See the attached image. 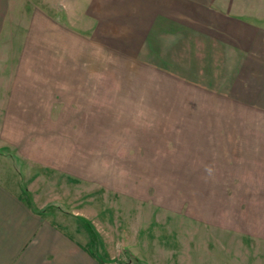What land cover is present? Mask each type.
I'll list each match as a JSON object with an SVG mask.
<instances>
[{"label": "rangeland", "instance_id": "1", "mask_svg": "<svg viewBox=\"0 0 264 264\" xmlns=\"http://www.w3.org/2000/svg\"><path fill=\"white\" fill-rule=\"evenodd\" d=\"M85 1L10 0L8 7L2 1L5 13L60 14L61 42L71 45L72 52L59 53L58 71L76 81L64 85L68 88L60 95L75 94L77 100L65 112L70 120L57 125L44 118L43 133L29 128L24 134L27 148L0 153L15 158L12 170L25 185L29 170L39 174L48 196L68 198L70 187L72 207H86L99 230L89 240L94 256L104 258L99 264H139V255L142 264H264V228L241 227L245 220L258 225L264 214L260 199L242 181L229 180L227 113L235 95L228 78L214 75L210 83L189 78L175 64L157 60L158 55L122 53L91 42L74 26ZM68 8L75 10L71 18ZM4 56L0 53V59ZM64 62L73 67L62 69ZM87 62L92 79L81 68ZM184 80L203 84L192 88ZM149 91L162 97L148 100ZM59 103L63 109L64 101ZM45 105L49 108L51 102ZM189 106L202 108L201 115L186 114ZM34 156L42 163L30 158ZM60 202L58 207L68 208Z\"/></svg>", "mask_w": 264, "mask_h": 264}, {"label": "crops", "instance_id": "2", "mask_svg": "<svg viewBox=\"0 0 264 264\" xmlns=\"http://www.w3.org/2000/svg\"><path fill=\"white\" fill-rule=\"evenodd\" d=\"M2 1L8 7L10 0H0V53L6 55L0 59L4 102L0 150L27 148L23 139L29 128L43 133L45 119L61 125L64 118H71L65 112L77 98L64 94L61 99L60 94L68 88L64 85L76 84L75 76L63 77L58 70L59 53L72 52V47L61 42L65 33H60V14L5 13ZM83 5L78 10L83 16L74 26L84 30L91 42L94 39L122 53L158 55L157 60L175 64L189 78H208L209 83L214 75L228 78L229 91L239 100L233 98L227 113L232 134L227 144L229 180L242 181L245 189L256 191L252 196L259 197L264 213V0H86ZM74 9L68 8L70 18ZM70 65L64 62L62 69H71ZM81 68L92 79L91 64L83 63ZM202 82L183 81L192 88ZM47 94L51 97L45 99ZM147 96L148 100L162 97L151 91ZM46 101L51 102L49 108ZM63 101L62 109L59 102ZM189 107L186 114L201 115L197 112L202 108ZM30 158L42 163L36 156ZM13 159L0 153V264H99L104 260L96 258L89 246L99 233L94 218L86 207H72L70 187L65 191L68 198L48 196L41 189L39 174L29 170L25 185L20 173L12 170ZM61 199L67 209L58 207ZM245 221L248 225L242 228H264V214L257 226ZM211 253L210 259L215 255ZM143 257H136L137 263L142 264Z\"/></svg>", "mask_w": 264, "mask_h": 264}]
</instances>
